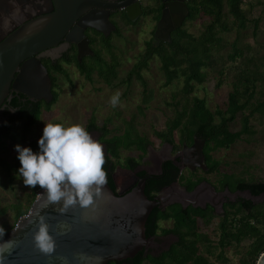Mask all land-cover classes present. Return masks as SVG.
<instances>
[{
  "label": "trees",
  "instance_id": "1",
  "mask_svg": "<svg viewBox=\"0 0 264 264\" xmlns=\"http://www.w3.org/2000/svg\"><path fill=\"white\" fill-rule=\"evenodd\" d=\"M240 5L241 0H198L191 8L189 20L199 15L208 18L209 21L204 26L203 31L196 38L184 30L177 31L171 40V52H158L155 57L159 62V70L164 77L162 86H167L170 82L181 79V87L178 93L180 98L176 99L175 94L171 95L174 113L171 119V146L174 148L173 150L176 151L182 145L190 144L193 139L201 140L207 172L216 174L215 181L218 188H225L229 192H248L251 197L255 198L264 195V182L245 181L233 173L219 172L220 162L212 156L213 152L227 150L234 142L245 140L254 135L255 132L249 123L250 117L254 114L260 117L264 116V59L263 56L252 57L249 53V46L239 44L238 30L243 29L246 22ZM223 6H226L225 14H223ZM227 16L231 18L229 26L227 25ZM234 26L237 29V37L230 43L231 52L227 55V60L231 64L238 61V66H233L234 74L225 102L222 107L211 112L205 106L203 99L189 96L194 85L201 84L205 79L206 74L202 68H213L215 64L213 59L215 53L212 51H215L214 49L222 44V39L218 36L219 33L232 29ZM256 26L257 20L252 21V36L255 35ZM103 47L109 48L108 45H103ZM149 56H151L149 53H145L133 65L126 80L130 75H134L141 86H144V81L140 79L139 72L146 67ZM77 67L79 73L87 81H90V75L94 71L108 86L116 79L115 64H106L97 51L94 57L89 59V62L77 65ZM216 73L221 76L222 70L218 69ZM219 84L217 82L215 86ZM56 96L54 93L53 102ZM251 100L254 102V108L249 113L244 114L243 109ZM50 105L38 104L33 109L20 110L17 119L22 120L20 129L22 139L29 134L31 127L38 121L41 109L47 110ZM235 119H238L239 129L230 131L229 125ZM108 123L109 120L106 119L103 124L96 126L94 119L90 117L84 128L88 132L95 131L98 133V140L103 144L106 152L104 170L107 172V186L115 193V185L111 176L114 168L120 166L123 169L133 170L138 160L144 155L146 146H149L151 142L137 133L132 125V120L124 122L120 134L110 136H108ZM168 125L169 122L167 121L165 124L166 131ZM43 128L44 126L36 133L35 139L26 144V147L31 148L34 153L39 151L37 141L43 134ZM174 132L177 133L176 140L173 138ZM154 136L160 142H168L167 132H155ZM7 137H9L8 133L1 139ZM122 151L137 152V161L132 157H126L123 162H120ZM19 166L16 157L11 162L0 158V169L5 173L9 184L14 181ZM178 174V170L171 165V182L177 181L187 192L192 191L199 182L203 181V178L196 174L191 173L187 176ZM139 176L141 177V173ZM166 183V181H160L159 178L149 183L145 182L146 198L151 200L149 194L155 193ZM38 188L40 187L29 188L28 194L24 195L23 200L1 208L0 216L7 211L12 212L15 224L28 211ZM222 208L224 210L223 216L215 225L217 238L214 245L208 236L198 234L200 228L197 226L198 219L204 227L209 222L208 207L206 210L192 206L181 209L178 204H171L163 212L155 208L146 224L147 234L148 236L154 234L157 229V221L171 219L173 224L171 232L178 235L180 242L176 248L171 249V260L175 264H227V259L224 256L225 250L236 249L245 241L247 245L241 254L239 264H255L258 256L264 251V204H253L249 200L241 199L238 203L225 205ZM5 231L8 232V230ZM215 249H218V253L213 257V260H210Z\"/></svg>",
  "mask_w": 264,
  "mask_h": 264
},
{
  "label": "rangeland",
  "instance_id": "2",
  "mask_svg": "<svg viewBox=\"0 0 264 264\" xmlns=\"http://www.w3.org/2000/svg\"><path fill=\"white\" fill-rule=\"evenodd\" d=\"M240 8L244 12L246 19L245 27L238 30L239 44L248 45L249 53L252 57L264 59V0H241ZM226 13V6H223V14ZM257 20L255 35L252 36V21ZM209 19L204 16H196L188 20L183 30L196 38L203 31L204 26ZM231 18L227 16V25L229 26ZM148 26L144 24L135 27L121 28L118 34L112 35L109 40V49H104L97 45L99 56L106 64L114 63L116 79L110 86L106 85L97 75L96 71L90 75V81H87L77 70L63 72L58 78L54 89L57 95L56 101L49 106L47 110L42 109L36 124L31 127L29 134L22 139L20 136L21 121L14 122L11 125L9 137L3 138L0 145V158L11 162L17 157L15 146L26 147V144L35 139L36 133L47 123L60 122L65 126L80 124L85 127L88 119L92 117L95 125L100 126L106 119L109 120V135L120 134L123 130L124 122H130L139 135L146 137L150 142V150L158 154L161 150L159 140L155 138V131L162 130L164 123L169 116L168 104L171 103V119L174 116L171 95L179 99V89L181 79L170 82L167 86H162L164 77L159 70L157 59L147 62V67L139 72L140 79L144 81L141 86L134 75L128 77L129 71L140 59L143 53V40L148 37ZM236 26L225 32H220L222 39L221 46L212 51L215 64L213 68L203 67L202 71L206 76L199 85H194V89L189 97L203 99L205 106L212 112L214 109L222 107L226 100V95L230 90V83L234 74L235 65L238 61L231 64L227 60V55L231 52L230 43L237 37ZM222 70L219 76L216 71ZM219 82L218 86L215 84ZM119 92V103L113 107L110 103L111 97ZM254 108V102L251 100L243 109L247 114ZM137 110L138 113H137ZM249 123L254 135L247 139L234 142L227 150H218L212 153L213 158L220 164L219 172L233 173L245 181L264 182V116L260 117L254 114L249 119ZM239 129L238 119L229 125L230 131ZM92 138L99 142L98 133H90ZM177 133L174 132L173 138L176 140ZM101 144V142H99ZM137 152L122 151L120 153V162L126 157H132L137 161ZM150 155V154H149ZM149 155L144 159L145 165L152 166L149 161ZM139 162V160H138ZM20 167V166H19ZM18 170V169H17ZM15 173L14 181L9 184L5 173L0 169V209L7 207L17 201L23 200L25 194H28L29 188L23 185L22 179ZM114 179L116 189L119 192L121 188V179L126 173L123 168L116 166L114 168ZM206 181L212 183L215 179V173H200ZM41 190L38 188L35 191ZM238 199L249 200L253 204H264V195L251 197L246 193H235ZM232 200L233 195L229 196ZM218 219L214 217L207 227H200L201 233L209 235L211 241H216L215 224ZM12 212L7 211L0 216V226L8 230L14 226ZM159 228L169 226L168 223L160 222ZM247 245L242 242L236 249H227L224 256L227 264H239V259ZM218 253L214 250L213 257Z\"/></svg>",
  "mask_w": 264,
  "mask_h": 264
},
{
  "label": "flooded vegetation",
  "instance_id": "3",
  "mask_svg": "<svg viewBox=\"0 0 264 264\" xmlns=\"http://www.w3.org/2000/svg\"><path fill=\"white\" fill-rule=\"evenodd\" d=\"M93 1L106 4L108 7L88 8L83 14L69 23L68 28L60 36V40L55 46L43 49L35 55L27 57L19 62L12 74L9 91L0 105V141L2 140L1 138L10 131L11 125L14 122H22L21 119H17L20 110L25 108L33 109L38 104L52 105L56 101L55 99L53 102V94L55 93L54 89L57 87V78L63 74V72L71 69L78 71L77 65L79 66L89 62V59L94 57L95 52H98L97 45L99 47L102 46V48L103 45L109 46L108 43L111 36L118 34L121 28L135 27L144 23L148 26V37L146 40H143V53L141 55V57L144 56L145 53L151 55L146 63L157 59L155 54L158 52H171L172 38H174L177 31L183 30L184 25L189 20L191 8L198 0ZM54 3L62 8L64 5L68 6L73 4L74 0H0V43L20 29H23L26 35L35 33L40 26L34 24H36L38 20H48V17L54 11ZM175 6L184 7L186 13L181 12L179 8L174 11L173 7ZM90 12H99L103 14L106 21L111 26H104V29L101 27L104 30L103 32L88 26V20L82 19ZM178 17L182 18V20L180 25L175 27L173 22L177 21L176 18ZM104 33H107L106 36H104ZM77 36L80 38L77 39ZM84 41H86V47H84L79 54V44ZM31 61L39 64V66L36 65L35 70L31 71V77L35 79L36 83L41 86L46 85V80L42 71L45 72L49 81V88L52 96L49 103H45L43 100H36L15 90L16 87L20 88L22 85L23 67ZM26 82L27 81H25V83ZM168 107L170 111L167 119L169 122L167 131L165 129L166 122L162 130L155 131L167 132L168 142L159 141L161 150L158 154H154L153 151L150 150V145L146 146L144 155L133 167V170L123 169L126 173L122 175L123 178L121 179V188L119 192L125 193L133 186L137 179L145 178V182L149 183L159 178L160 181H166L167 183L162 185L155 193H150L149 196L150 199L154 197H167L166 199L169 205L163 209H158L160 212L170 207L171 203L185 206L181 207V209H186L187 206H194L193 208L199 207L206 210L208 207L210 218L207 226H209L214 217L219 220V218L223 216V206L238 203L241 199L234 196L236 192H229L225 188L219 189L215 181L217 176L213 182L210 183L199 175L200 173H214L207 172L202 154L203 143L201 140L193 139L190 144L182 145L176 151L173 150L174 148L171 146V103L168 104ZM138 111L139 110H137V113ZM92 132L94 131L89 133ZM184 147L187 149H184ZM176 153H178V155H176ZM148 155L152 166L145 165L144 163V159L147 158ZM171 165L174 169H177V166H183L182 170L178 171V175L187 176L192 173L202 177L203 181L199 182L192 191L187 192L177 181L171 182ZM140 173L141 177L139 176ZM176 190L179 196L175 194V196L171 198V194L176 193ZM117 192L115 187V193ZM185 195H187V197ZM230 195H233L232 200L229 197ZM160 222L168 223L169 226L159 228L158 224ZM197 222V226L204 227L199 219ZM156 225L157 229L153 235L147 237L148 239L145 247L140 253L135 257L120 261H110L108 264H175L174 261L171 260V249L176 248L180 242L178 235L171 232L173 227L172 221L171 219L159 220ZM166 230L168 232H165ZM199 233L202 235L204 234L198 230V234ZM206 236L209 237V235ZM211 242L212 245L216 244V241Z\"/></svg>",
  "mask_w": 264,
  "mask_h": 264
},
{
  "label": "water",
  "instance_id": "4",
  "mask_svg": "<svg viewBox=\"0 0 264 264\" xmlns=\"http://www.w3.org/2000/svg\"><path fill=\"white\" fill-rule=\"evenodd\" d=\"M54 5V11L48 20H38L34 24L40 26L35 33L26 35L25 31L20 29L0 43V105L9 91L12 74L19 62L43 49L55 46L69 23L88 8L108 7L93 0H74L73 4L64 5L62 8L56 3ZM173 8L174 11L179 8L181 12L186 13L184 7ZM176 19L173 23L178 27L182 18ZM82 20H88V26L101 32L104 31V26L110 25L99 12H90ZM106 34L104 33V36ZM79 38L77 36V39ZM85 42L79 44V54L86 47ZM36 65L39 66L31 61L23 67L22 85L15 90L49 103L52 96L45 72L42 71L46 80L44 86L38 85L31 77V71L35 70ZM103 150L105 155L104 146ZM182 168L183 166H177L178 171ZM111 176L116 187L114 172ZM145 188V178L137 179L125 193H114L106 184L93 205L88 208L70 206L64 210H61L62 204H48L43 190H39L26 214L0 239V245L11 241L0 248L3 264H108L110 261L135 257L145 247L148 239L146 224L155 208L163 209L169 205L167 197L148 200ZM244 193L250 196L248 192ZM175 194L179 196L176 190V193L171 194V198ZM41 216L45 218L49 234L55 241L52 254H42L34 246L33 234ZM255 264H264V251L258 256Z\"/></svg>",
  "mask_w": 264,
  "mask_h": 264
},
{
  "label": "clouds",
  "instance_id": "5",
  "mask_svg": "<svg viewBox=\"0 0 264 264\" xmlns=\"http://www.w3.org/2000/svg\"><path fill=\"white\" fill-rule=\"evenodd\" d=\"M120 93H115L110 103H119ZM38 152L29 147L15 146L20 167L17 175L28 188L39 186L48 204H62L88 208L107 184L103 145L94 140L80 124L65 126L47 123L37 141ZM6 234L0 226V239ZM35 248L42 254H52L55 241L49 234L48 224L41 216L33 234ZM11 241H5L4 245ZM4 245H0L3 248ZM0 264H3L0 258Z\"/></svg>",
  "mask_w": 264,
  "mask_h": 264
}]
</instances>
